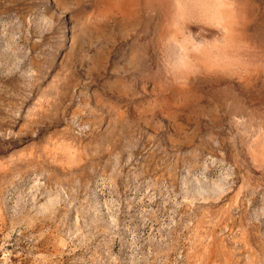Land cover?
Masks as SVG:
<instances>
[{
    "label": "rangeland",
    "instance_id": "rangeland-1",
    "mask_svg": "<svg viewBox=\"0 0 264 264\" xmlns=\"http://www.w3.org/2000/svg\"><path fill=\"white\" fill-rule=\"evenodd\" d=\"M0 264H264V0H0Z\"/></svg>",
    "mask_w": 264,
    "mask_h": 264
}]
</instances>
